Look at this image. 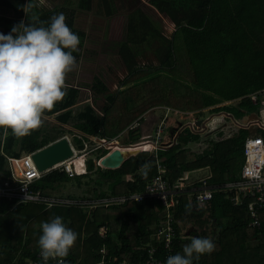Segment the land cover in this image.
Listing matches in <instances>:
<instances>
[{
	"label": "trees",
	"instance_id": "obj_1",
	"mask_svg": "<svg viewBox=\"0 0 264 264\" xmlns=\"http://www.w3.org/2000/svg\"><path fill=\"white\" fill-rule=\"evenodd\" d=\"M146 1L99 0L98 3L102 10L99 14L108 18L126 14V35L112 43L128 71L121 80V89L112 93L110 86L99 76H94L92 84H75L68 73L67 95L51 111H46V115L57 113L56 119L61 123H69L92 136L112 139L158 106L193 112L198 120H206L211 112L230 113L236 118L255 111L260 114L264 107V0ZM93 3L94 0H77L74 5L66 2L47 5L41 0H0V33L9 34L21 21L26 25L35 23L47 27L51 17L63 13L67 25L80 39L78 50L73 52L79 64L86 53L89 35L77 27L75 20L79 11L92 12ZM149 8L175 24L171 35L164 33L165 17L155 19ZM150 54L158 60V66H154L152 60L144 66L140 63ZM83 88L91 89L95 97L106 95L103 114L90 102L75 112L74 106L84 99ZM253 95L257 97L256 101ZM65 129L57 123L48 128L43 121L38 130L18 138L11 130L5 133L0 128V185L9 172L8 156L37 151L63 137ZM137 130V126L129 128L131 138L140 133ZM176 130V127L172 128L171 132ZM71 132L74 144L82 149L84 142L80 133ZM214 132L217 137L212 135L202 151H195L190 143L197 141L200 133L185 126L178 134L177 144L159 149L157 156L142 150L127 157L117 168L97 164L108 150L93 151L91 154L95 152V157L87 159L85 173L72 177L53 169L32 188L41 189L50 196L56 183L75 178L79 187L86 185L88 188L92 182L98 189L107 184L106 189L93 190L91 199L142 190L158 173V158L165 166L164 175L170 182L177 181L187 171L204 167L210 170L209 184L237 180L245 161V140L250 130L239 127L232 136H223L224 131L220 129ZM255 134L264 139V128L257 126ZM140 148L122 150L128 155ZM145 163L150 165L146 173L141 171ZM90 206V203L41 200L18 203L0 197V263L29 264L30 260L36 259L40 252L41 223L57 215L78 234L64 264H101L104 257L105 264L137 263L147 257V248L151 244L159 246L157 255L166 253L154 238L164 218L160 200L100 203L91 209ZM208 209L219 227V235L213 241L215 250L201 256L199 261L194 260L193 264H264V209L260 214L262 225L259 229L249 225L247 206L234 205L223 191H215ZM188 211L195 212L196 207L187 196H182L176 217L179 219ZM102 226L108 229L105 235L101 234ZM179 231L177 228L178 234ZM195 236L198 235L194 231L189 236L179 234L173 240L174 253L182 254L183 245ZM102 248L106 253L101 252Z\"/></svg>",
	"mask_w": 264,
	"mask_h": 264
},
{
	"label": "built area",
	"instance_id": "obj_2",
	"mask_svg": "<svg viewBox=\"0 0 264 264\" xmlns=\"http://www.w3.org/2000/svg\"><path fill=\"white\" fill-rule=\"evenodd\" d=\"M252 98L256 101L257 97L253 95ZM170 110L173 109L167 108V112L158 123L154 134L144 133L141 136L142 140L140 142H146L149 140L151 147L147 149L144 146L139 152L142 150H149L157 156L159 149H166L178 143V134L185 126H189L193 131L204 130L207 127V118L206 120H202V123L199 125L197 124L198 118H193L185 125L176 127L177 130L175 132H169L171 122L169 123L170 118L168 120V114ZM174 112L177 114L187 113L193 115V112H182L180 110H174ZM203 122L205 123V126L203 125ZM257 126L263 128L264 120L258 121ZM77 133H80L79 137L83 140L84 147L82 149L77 148L71 138L66 135L73 146L74 155L59 162L52 168L46 170L39 169L33 158V154L36 151L23 152L18 156H8L7 170L9 172L5 174L0 185V197L8 201H17L18 203L38 200L59 201L63 203H83L86 205L90 203V209L100 203L110 205L122 204L128 201H143L146 199L160 200L163 206L164 218L158 226L154 238L158 243L162 244L166 253H164L163 256L157 255L160 251L159 246L151 244L147 248V257L137 263L132 262V264H166L168 256L175 255L172 248L173 240L179 237V234L182 236L180 231L179 234L177 233L179 224L178 218L176 217L177 207L180 204V198L182 196H187L189 201H192V204H194L195 207L207 209L215 191H223L227 193L228 197L235 205L246 204L250 215L249 225L258 229L261 228L262 221L260 214L264 209V139L262 135L253 134L246 138L244 147L245 161L239 178L219 185H213L207 182V178H209L210 175L198 180H193L191 178V173L195 170L187 171L184 176L177 181L170 182L164 175L166 169L165 166L161 163V159L157 157L158 173L148 180L142 190H135L129 193L108 196L101 199H68L65 201L46 195L41 189L32 188V185L37 180L41 179L46 173L53 169H58L61 173H66L72 177L77 174L85 173V167L83 171L78 169L76 159H82L83 166H85L87 165L88 155H91V152L93 151L106 149L108 151L105 155H108L116 148L121 149L120 147L115 146L117 143H120L116 138L108 139L105 137L92 136L82 131H78ZM85 136L89 139H85ZM91 141L96 144L91 146ZM134 144L137 143H131L129 145ZM121 146L125 145L121 144ZM105 155L97 160V164L102 167L104 166L100 161ZM107 230L106 226H102L100 230L101 234L105 235ZM101 252L106 253V249L102 248ZM104 258L101 264H105ZM129 263L131 262L125 261V264ZM29 264H43L40 252L36 259L29 261ZM48 264H58V260L50 259Z\"/></svg>",
	"mask_w": 264,
	"mask_h": 264
},
{
	"label": "clouds",
	"instance_id": "obj_3",
	"mask_svg": "<svg viewBox=\"0 0 264 264\" xmlns=\"http://www.w3.org/2000/svg\"><path fill=\"white\" fill-rule=\"evenodd\" d=\"M79 44L63 13L51 17L47 27L21 21L9 34L0 33V128L5 133L11 130L22 138L42 126L45 112L67 95L66 79L77 66L73 52ZM149 167L145 163L141 171ZM41 231L43 264L50 259L64 264L78 234L58 215L42 222ZM214 250L211 238L195 236L183 245L182 254L168 256L166 264H193Z\"/></svg>",
	"mask_w": 264,
	"mask_h": 264
},
{
	"label": "rangeland",
	"instance_id": "obj_4",
	"mask_svg": "<svg viewBox=\"0 0 264 264\" xmlns=\"http://www.w3.org/2000/svg\"><path fill=\"white\" fill-rule=\"evenodd\" d=\"M147 2V1H145ZM99 0H94L93 3V11L90 13L81 14L79 16L77 27L80 29L85 30L89 37L88 41H86L85 49L86 53L83 55L84 57L81 58L79 61V69L77 70L76 67V73H69V77L71 79L77 78L78 82L83 83H90L92 84V81L94 79V76L101 77L109 86L112 93H115L119 89H121V80L124 79L128 71L126 67L124 66L121 57L119 54H117L116 50L113 48L112 43H115V41L122 40L126 35V14L118 15L116 18V22L114 20L115 17H112L113 20H108L104 14H99L101 10V7L98 5ZM150 13L153 15L155 19H161L165 17L166 23L163 20L164 24V33L167 35H171L173 30L170 26V19L159 13L157 10H152L149 8ZM82 12V11H79ZM164 19V18H163ZM109 22V28L107 30L106 26ZM101 47V52H98L96 49H94V46ZM148 60H152V63L154 66H158L159 62L158 60L150 54L149 57H145L141 60V64L144 66L145 63H148ZM96 94L92 92L91 89H87L83 91V97L84 99H89V102L95 105L98 109L103 111V106L107 103L106 95L105 94H99L98 97H95ZM83 99V100H84ZM87 103V102H86ZM86 103H83L75 108V112L78 111L80 108L84 107ZM231 103V102H230ZM232 103L237 104L238 101H232ZM223 104V103H222ZM264 105V101H263ZM167 112V108L164 106H158L155 108H151L148 110L144 116L143 119L138 121L137 127L139 130L137 132H140L143 134V131L145 133H155L158 123L161 121L162 117ZM206 112H209L207 110ZM258 114L256 111L254 112ZM208 114V113H207ZM214 114H223L221 115H214ZM150 115H153V117L148 122V118ZM209 115V114H208ZM225 112H219V113H210L208 118V125L204 130L198 131L200 133V138L197 141H194L193 143H190L191 147L196 149L195 151H202L207 146V140L212 137V135L215 133L212 131L213 128H218L220 125L226 123L225 129L227 126L233 125L234 121L232 118L227 117ZM195 117V113L192 114H177L174 112V110H170L168 114V120L170 118L169 123L171 122L169 126V132H171L172 128L178 127L180 125H185L187 122L191 121L192 118ZM196 117H199L196 115ZM204 117V116H203ZM206 119V117H205ZM158 123H153L154 121H157ZM44 123L47 125L48 128H51L52 124L54 122H50L47 120H44ZM135 125V123H134ZM136 127V126H135ZM154 128V129H153ZM59 130V129H57ZM72 130L65 129L64 133H68L71 140L72 139ZM257 129L250 127V135L255 134ZM137 133L133 138L130 137V131H126L125 134L120 133L119 142L124 145H129L133 143V141L138 140L141 138V134ZM233 133V132H232ZM230 133V134H232ZM226 134H229V131H226ZM215 138L217 137L216 134H214ZM74 143V141H73ZM96 143L91 141V146L95 145ZM129 148L128 146H124L121 149ZM95 153V152H94ZM88 155V158H94L95 154ZM139 153V152H137ZM134 153V154H137ZM131 154V155H134ZM129 155V156H131ZM128 156V157H129ZM83 164V163H82ZM81 171V170H80ZM208 171L206 169L196 171L192 174L193 177H199L207 174ZM94 175V174H91ZM90 187L87 188L86 185L83 187H79L76 179L73 178L69 181H63L58 182L54 185V187L50 190V196L54 197L55 199H61L67 201L68 199H78L79 197L84 199H91L92 194L95 192V185L90 182ZM103 187V188H102ZM107 184H104L103 186L99 187L97 191L99 192L101 189H106ZM89 189V190H86ZM94 190V192H93ZM209 207V205L207 206ZM208 210L209 209H205ZM208 211L201 212L200 209H197L196 211H188L186 213H183L179 216L178 219V226L181 227V229H188L191 226H197L199 225L198 231H202L207 238L212 237L214 230L216 229L213 227L211 218L209 217ZM204 214V217H203ZM202 227V228H200ZM214 228V230H210L211 228ZM215 237V236H213ZM257 242V241H256ZM255 242V243H256Z\"/></svg>",
	"mask_w": 264,
	"mask_h": 264
},
{
	"label": "crops",
	"instance_id": "obj_5",
	"mask_svg": "<svg viewBox=\"0 0 264 264\" xmlns=\"http://www.w3.org/2000/svg\"><path fill=\"white\" fill-rule=\"evenodd\" d=\"M146 1V0H145ZM41 2L42 3H44V4H49V5H53V4H61V3H64V2H66V3H69V4H72V5H74V3H76L77 2V0H41ZM81 14H84L83 12H77V16H76V20H75V22H76V25H77V22H78V19H79V16L81 15ZM115 18H114V20H115V22H116V18L118 17V14L116 15V16H114ZM108 20H113V18H108V17H106ZM166 18H164V22L166 23ZM172 25H173V30H174V28H175V24L170 20V26L172 27ZM106 28H107V30H108V28H109V22H108V25L106 26ZM88 41V40H87ZM97 45L96 46H94V49H96L98 52H101V47H99L98 49H97ZM84 57V56H83ZM77 70L79 69V67H80V65L79 64H77ZM76 68L72 71L73 73H76ZM72 72H70V73H72ZM73 82L75 83V84H78V79L75 77V78H73ZM84 90H87L88 88H83ZM86 102H89V99L87 98V99H84V100H81V101H79L75 106H74V109L77 107V106H79V105H81V104H83V103H86ZM96 109L99 111V113H101V114H103V112H102V110H100V109H98L97 107H96ZM228 115H226L227 117H229V118H232L233 119V121H234V123H233V125H230V126H227V128L225 129L224 127L226 126V123H224V124H222V125H220L218 128H213L212 129V131H215V130H223L224 131V134L226 133V131H229V134H226V135H223V136H232L235 132H237L238 131V129H239V127H246V128H248L249 130H250V127H253V128H255V129H257V122L258 121H263L264 120V107L262 108V110H261V112H260V114H256V113H250V114H247V115H245L244 117H242V118H236L234 115H232V114H230V113H227ZM56 115H57V113H55V114H51V115H46V114H44V120H47V121H50V122H54V123H57V124H60V125H63L65 128H67V129H69V130H72V131H74V132H78V131H80L79 129H76V128H74L71 124H69V123H61L59 120H57L56 119ZM210 115V114H209ZM208 115V116H209ZM214 115H221V116H223V114H214ZM153 117V115H150L149 117H146V118H148V122L150 121V119ZM212 116H210L209 118H211ZM209 118L207 117V120H209ZM207 123V125H208V121H206ZM134 123H135V125H134ZM132 125H131V127H129V128H133V127H135V126H137V124H138V121H136V122H134ZM153 123H158V120L157 121H154ZM53 125V124H52ZM203 125L205 126V123L203 122ZM129 128H127L126 130H124V131H122L121 133H123V134H125V132L126 131H128L129 130ZM264 128V127H263ZM154 129V128H153ZM233 132V133H232ZM143 133H145L144 131H143ZM216 133V132H215ZM214 133V134H215ZM230 133H232V134H230ZM87 134V133H86ZM213 134V135H214ZM66 135H68L69 136V134L67 133V134H65L64 136H66ZM89 135V134H88ZM253 135V134H252ZM63 136V137H64ZM70 137V136H69ZM98 137V136H97ZM119 137H120V134H118L116 137H114V138H116V139H118L119 140ZM62 138V137H61ZM114 138H112V139H114ZM60 139V138H59ZM120 141V140H119ZM121 143V142H120ZM124 145V144H123ZM126 146V145H125ZM128 147H138V146H141V145H133V146H130V145H127ZM122 147H124V146H122ZM85 167V170H87V165H85L84 166ZM203 169H206L207 171H208V173L207 174H205V175H203V176H199V177H193L192 176V174L194 173V172H196V171H200V170H203ZM193 173H191V178L193 179V180H198V179H200V178H203V177H206V176H208V175H210V170L207 168V167H204V168H200V169H197V170H195ZM232 201V200H231ZM235 205V204H234ZM244 205H246V204H244ZM247 206V205H246ZM208 209V208H207ZM247 210H248V208H247ZM206 211H208V210H206ZM206 211H204V213L206 212ZM208 213H209V217L211 218V220H212V223H210L211 225L213 224V227L216 229V231L214 230V228L212 227L210 230H214V233H213V236H215V237H208V238H211L213 241L218 237V235H219V227L216 225V223L214 222V219L210 216V212L208 211ZM203 217H204V214H203ZM180 228V232H181V234H182V236H189L190 234H191V232L192 231H194L195 232V234L196 235H198L199 237H206L205 235H202V234H204L202 231H198V229L197 228H199V225H197V226H191V227H189L188 229H181V227H179ZM200 228H202V227H200ZM257 240H254V242H256Z\"/></svg>",
	"mask_w": 264,
	"mask_h": 264
},
{
	"label": "water",
	"instance_id": "obj_6",
	"mask_svg": "<svg viewBox=\"0 0 264 264\" xmlns=\"http://www.w3.org/2000/svg\"><path fill=\"white\" fill-rule=\"evenodd\" d=\"M202 120H198L197 124H201ZM142 137L136 140L134 143H139ZM74 155L73 146L68 137L64 136L43 148L38 149L34 154L33 158L40 170H46L52 168L59 162ZM128 156L123 154L121 149H114L108 155H105L101 159V164L106 168H117L121 166L124 160Z\"/></svg>",
	"mask_w": 264,
	"mask_h": 264
},
{
	"label": "bare ground",
	"instance_id": "obj_7",
	"mask_svg": "<svg viewBox=\"0 0 264 264\" xmlns=\"http://www.w3.org/2000/svg\"><path fill=\"white\" fill-rule=\"evenodd\" d=\"M139 144H141V148L144 147V146H145L147 149H148L149 147H151V143H150L149 140H147L146 142H139V143L134 144V145H139ZM115 146H118V147L122 148V146H121L120 143H117ZM130 146H133V145H130ZM141 148H140V150H141ZM121 150H122V149H121ZM122 151H123V150H122ZM137 152H139V151H136V152H134V153H137ZM134 153H129L128 155H126V154L123 152V154H124L125 156H129V155L134 154ZM76 164H77V166H78V169L83 171L84 166H83V164H82V159H76Z\"/></svg>",
	"mask_w": 264,
	"mask_h": 264
},
{
	"label": "flooded vegetation",
	"instance_id": "obj_8",
	"mask_svg": "<svg viewBox=\"0 0 264 264\" xmlns=\"http://www.w3.org/2000/svg\"><path fill=\"white\" fill-rule=\"evenodd\" d=\"M139 145H141V144H139ZM127 146V145H126ZM138 147H141V146H138ZM133 148V147H132ZM134 148H137V147H134Z\"/></svg>",
	"mask_w": 264,
	"mask_h": 264
}]
</instances>
